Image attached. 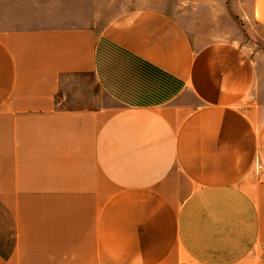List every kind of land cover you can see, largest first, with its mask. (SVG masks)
Returning a JSON list of instances; mask_svg holds the SVG:
<instances>
[{
	"label": "crops",
	"instance_id": "0c3cea01",
	"mask_svg": "<svg viewBox=\"0 0 264 264\" xmlns=\"http://www.w3.org/2000/svg\"><path fill=\"white\" fill-rule=\"evenodd\" d=\"M167 3L0 0V264H264V0Z\"/></svg>",
	"mask_w": 264,
	"mask_h": 264
},
{
	"label": "rangeland",
	"instance_id": "374dc122",
	"mask_svg": "<svg viewBox=\"0 0 264 264\" xmlns=\"http://www.w3.org/2000/svg\"><path fill=\"white\" fill-rule=\"evenodd\" d=\"M167 1L170 0H88L89 2V5H87L88 9L82 13V16L95 17L99 21H106L109 17L129 7L153 6V7L168 9L169 11H172L173 13L177 14L179 17H182L184 6L178 8V6L175 5V3L168 4ZM82 7H86V5ZM185 7L190 8V5ZM77 9H80L79 6ZM3 17L5 19L3 18L0 19V27L2 28L37 25L34 24L33 22H27L21 20L12 21L16 19L9 20L11 17L15 18V5H9ZM188 28L193 36H195L200 32V30L195 26L190 25ZM226 28L230 31L231 36L229 37L232 39L241 37L240 30H244V31L246 30L242 27V24L238 19H233L231 22H226ZM244 36L245 39H247L248 44L251 45V48L253 50L256 51L261 49L262 51H264V33L259 36V39L256 38V36L253 34L249 35L247 31H245ZM257 171L259 172V165Z\"/></svg>",
	"mask_w": 264,
	"mask_h": 264
}]
</instances>
